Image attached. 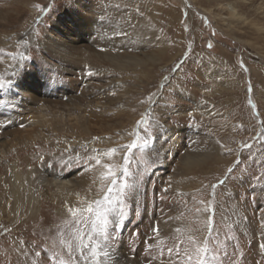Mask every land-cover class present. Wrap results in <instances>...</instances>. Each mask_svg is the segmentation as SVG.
Instances as JSON below:
<instances>
[{
  "label": "rangeland",
  "instance_id": "1",
  "mask_svg": "<svg viewBox=\"0 0 264 264\" xmlns=\"http://www.w3.org/2000/svg\"><path fill=\"white\" fill-rule=\"evenodd\" d=\"M18 1L0 26V264H187L189 237L207 248L204 264H264V0H103L100 15L87 0ZM121 2L131 18L113 12ZM138 31L142 47L128 37ZM47 38L77 54L102 46L121 69L70 65ZM38 115L53 126H25ZM134 139L148 144L122 147ZM97 200L111 209L103 231L87 211Z\"/></svg>",
  "mask_w": 264,
  "mask_h": 264
},
{
  "label": "bare ground",
  "instance_id": "2",
  "mask_svg": "<svg viewBox=\"0 0 264 264\" xmlns=\"http://www.w3.org/2000/svg\"><path fill=\"white\" fill-rule=\"evenodd\" d=\"M3 1H4L3 2L4 4L1 3V5H0V26L4 28V27H8L10 22L12 23V22H14V20L16 21L17 18H18V15L21 14L22 11H21V8H20L21 6H18V3H19L18 0H3ZM87 1H88L87 5L89 6L90 10L93 11V13L95 15L103 14L101 11H103V9H106L107 6H108L107 3L104 2L103 0H87ZM114 1H118V0H114ZM120 5L123 6V3L121 2L118 5L117 4L113 5L114 6L113 7L114 8L113 12L116 13L117 11H121L123 13L124 18H126V19L131 18V15L135 14L134 10H130L131 12L128 11V10H126V12H125V10L122 11V8L120 7ZM226 9L228 10V13L231 16H236L235 11H234V9L232 7L226 5ZM87 27L84 28V27L80 26L79 28H76L74 30V34L76 35V38L79 37V36L82 37L83 34H84V31H86V30L88 31L89 30ZM128 37H130L129 39H131V40H140L138 42L137 47L138 46L142 47L144 45L143 44L144 35H142L141 31H138L135 34L130 32ZM97 39L100 40V41L98 40L100 42V44H101V42H103L106 45H111V46L117 45L118 46V43H119L117 41L113 42L111 40L112 39L111 35L108 38V35L106 36L105 34L103 35L102 33L98 36ZM54 41L51 40V38H47L45 40V42H43L42 46L48 52H50L51 54L60 56V58L63 59V61L64 60L67 61L68 63H70V65H76V63L78 65H79V63H84V65H87L86 63H88V64L92 65V64H96V63L100 62V63H103L104 65L105 64L109 65V66L113 65V66H115V68L121 69L120 65H117L118 67L115 65V63L118 62L117 53L106 52L105 50H103L102 46H101L100 50L96 51L94 54H91L89 52H86V53L85 52H81L80 54H77L79 51L73 50L72 46L71 47H65V46H62V45L54 42ZM131 43H133V42H131ZM119 45H122V43H120ZM75 55L79 56V59L78 58L76 59ZM126 58H127L126 64H128L130 66H135L137 63H141L140 59L136 58L135 56H126ZM96 60H98L99 62L98 61L96 62ZM147 60H150V59L148 58ZM144 62H145V60H144ZM9 71H12V70H9ZM6 74L9 75V78H10L11 74L10 73H6ZM11 84H12V86L15 85L14 83H11ZM12 86L9 87L11 89V91H12V94L10 93L11 94V101H13V103L15 104V107L17 105V108H18V103L15 100L16 99L15 96L19 93V91H18V89L15 86L14 87H12ZM121 92L122 93H120L116 98L110 97L108 102H112L113 101V102L119 103L121 98L126 96L124 91H121ZM12 98H13V100H12ZM107 104L109 105V107H111L113 105L112 103H107ZM103 105H104V103H103ZM70 107L74 108L73 104ZM44 117H45V115H38V117L29 118L30 120H26V122L24 121L23 123L27 124L25 126H30L31 128H33V130H37V133H38L39 132L38 129H40V128L42 129L43 127H52L53 126V125L49 126L50 125L49 121L46 120ZM37 138H40V136H37ZM197 162H198L197 156H194V157L185 156L183 158V165H190V164L197 163ZM184 174L183 173H178V176H179L180 180H181L180 176H182ZM31 176H32L31 173H29L27 175V177H26V175H25V177H21L20 176L18 178L15 176L16 177L15 178V182H16V185H15L16 187L15 188H17L16 190H18V188L21 187V186L25 187L28 190L27 186H28V184L30 182H32ZM43 177L41 179V183H44V178ZM52 177L53 178H51V180H50V182H51L50 184L51 185H53V186H55V187H57L58 189H61V190L69 189L68 188L69 187V183L67 181H62L60 175L53 174ZM24 183H25V185H24ZM50 184H49V186H51ZM13 203H14L15 206H17L19 203H21L20 202V196L17 193H14ZM11 220H15V218L14 219L12 218ZM153 227H154V229L157 228L158 230H170L169 226H162V225L158 226V225L155 224ZM79 249L80 248L77 249V252H78ZM84 262L86 263V260H84Z\"/></svg>",
  "mask_w": 264,
  "mask_h": 264
},
{
  "label": "snow or ice",
  "instance_id": "3",
  "mask_svg": "<svg viewBox=\"0 0 264 264\" xmlns=\"http://www.w3.org/2000/svg\"><path fill=\"white\" fill-rule=\"evenodd\" d=\"M140 123H142V121H138L137 124L139 125ZM148 144V140L145 139L144 140V144L143 145H139L137 144V141L134 139L132 141L131 144L129 145H124L122 147L126 148L129 152L132 151L133 149L136 148H140V147H146ZM119 149H109L107 150V152L103 153V155H111L115 152H117ZM123 159L127 162L128 161V156L127 154H125V156L123 157ZM96 164L100 165L101 161L99 159H96ZM103 167H105L106 169H108V175H113V173L111 172V166L110 165H103ZM229 171H231V169H229ZM127 174V173H125ZM116 181L112 180V184H115ZM126 187V185H121L119 191H123L124 188ZM215 187V186H213ZM112 192V188L111 186L108 188V193ZM105 200H109V196L106 193L105 194ZM95 204V209L89 205V207L87 208V211L89 213L94 214L96 220L93 222V228H97L100 227L101 230H106L108 224L110 223L109 221V217H108V213L111 210L110 208H104L103 206V201L97 200L93 202ZM103 208V211L101 210ZM71 211V210H70ZM73 215H75V211L72 212ZM98 222V223H97ZM154 231H158V229H154ZM179 231V230H178ZM189 241L191 243H193L194 247L192 249V251L194 252L195 255H191L188 254L187 250H186V256H187V264H193V261H195V264H204V259H205V255L207 253V248L204 246H196V242L194 240L193 237H189ZM183 243V242H181ZM179 246V245H178ZM89 245H84V248H88ZM262 248H264V245H261ZM83 251V250H82ZM169 251L171 252V249H169ZM97 252L98 249L95 245H92V257L93 259L96 258L97 256ZM104 255H108V253H103Z\"/></svg>",
  "mask_w": 264,
  "mask_h": 264
}]
</instances>
